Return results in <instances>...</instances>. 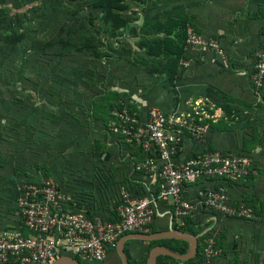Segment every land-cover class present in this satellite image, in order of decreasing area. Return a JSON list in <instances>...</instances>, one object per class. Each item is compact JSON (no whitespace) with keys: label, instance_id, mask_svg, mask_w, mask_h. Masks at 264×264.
Returning <instances> with one entry per match:
<instances>
[{"label":"rangeland","instance_id":"374dc122","mask_svg":"<svg viewBox=\"0 0 264 264\" xmlns=\"http://www.w3.org/2000/svg\"><path fill=\"white\" fill-rule=\"evenodd\" d=\"M54 1L58 4L46 3L41 6V0H14L11 5L0 6V163L4 164L0 170V181L4 183H18L27 179L23 171L26 161H33L37 158L35 153L43 151L23 135V129L54 136L66 130L61 112L63 109L53 105L55 100L50 87H55L56 83L59 87H67L66 83H69L71 91L65 94V98L74 100L75 88L87 101L107 85H96L97 78H101L103 73L89 49L81 52L70 48L61 52L63 56L59 55L56 38L60 32L74 43L79 42L80 35L93 37L92 41L101 56L109 51L112 56L102 59L103 63L108 64L105 66L111 74L108 80L114 87L138 88L140 96L134 95L131 100L136 101L135 106L146 105L145 100L153 96L154 102L168 106L169 111L194 107L196 103L200 106L201 103L210 104L212 109L211 105L216 103L214 96L207 95L198 100L200 97L190 94L192 96L183 103L184 91L199 82L194 77L198 75L200 66L206 63L202 58L208 60L211 57L210 61L219 64L223 72H245L247 75L255 53L264 42V33L260 32L261 25L264 26V0L257 1L258 10L253 12L249 11L247 0H178V3L149 0L146 4L124 0L127 23L119 28L106 22V13L94 6L96 0ZM67 9L72 12V21L64 20L61 21L62 25L58 24ZM186 13L194 25H187L185 38L174 33L172 37L184 44L185 52L192 58H182L177 63L178 69L182 67L184 71L171 80L169 70L174 65L175 55L162 52L151 57L146 52L153 40L164 36L163 31L157 29L158 20H165L169 14L177 16ZM59 28L64 30L58 32ZM201 41L213 45L205 50L198 44H191ZM114 50L123 57L116 59ZM50 61L53 62L51 65ZM187 72L192 75L188 76ZM149 77L155 80L157 86L152 84L145 89ZM214 90L220 102L229 103L233 95L231 91L226 88ZM252 97L255 108L264 103L262 99L259 102L254 95ZM206 113L214 115L210 111ZM21 122L26 125L20 127ZM40 136L36 135L33 141H42ZM87 137V132L73 135L71 140L76 147L74 145L72 151H80L77 145ZM48 143L50 140L45 139V146ZM45 169L49 177L47 181L55 183L50 170Z\"/></svg>","mask_w":264,"mask_h":264},{"label":"built area","instance_id":"2783aa9c","mask_svg":"<svg viewBox=\"0 0 264 264\" xmlns=\"http://www.w3.org/2000/svg\"><path fill=\"white\" fill-rule=\"evenodd\" d=\"M191 44L205 50L213 45ZM248 77L252 94L261 100L264 42L254 55ZM201 104L167 113L143 104L139 107L142 117L125 102L111 110L109 130L145 154L135 168L143 173L149 193L138 196L120 186L115 219L106 210L91 212L50 181L18 182L16 208L1 221H11L14 227L0 229V264H53L61 257L104 261L123 236L153 233L160 212L169 215L177 234L186 233L188 223L195 222L202 232L199 236H204L203 264H217L223 254L217 247L218 225L233 219L260 220L251 205L230 194L228 183L264 179V165L254 168L252 157L233 151L207 150L212 115L204 106L211 107ZM204 215L209 216L207 220L202 219ZM175 259L178 262L171 264L186 261Z\"/></svg>","mask_w":264,"mask_h":264},{"label":"trees","instance_id":"16d2710c","mask_svg":"<svg viewBox=\"0 0 264 264\" xmlns=\"http://www.w3.org/2000/svg\"><path fill=\"white\" fill-rule=\"evenodd\" d=\"M28 1L34 2V0ZM41 1V6H44L46 3H55L54 0ZM123 1L124 0H96L94 1V6L96 8H100L102 12L106 13V22L112 23L117 26L116 28H119L127 23V19L124 15L127 9L123 4ZM135 1L146 4L149 0ZM161 1L164 2L166 0ZM176 1L178 0H169L168 2L178 3ZM13 3L14 0H0V6L3 7ZM63 13L65 15H63L58 23L61 25V21H72L73 18L70 16V13H72L70 9H67ZM257 15L255 14V16ZM157 24V29L159 31H163L164 36L162 38L153 40V43L149 45V50L146 52V54L147 56L151 57L158 56L162 52L174 54L176 57L174 60V65L169 70L170 79L173 80L175 75H180L182 71H184V68L182 67L180 70L178 69L179 66L177 63L182 58L190 59L192 56L185 52L184 44L176 41L172 37V34L174 33L177 36H183L185 38L187 34V25H194V23L192 22V18L188 16V13H186L177 16H172L169 14L165 20H158ZM59 29L60 30L58 32L64 30V28ZM260 32L264 33L263 25H261ZM63 34H65V31ZM92 38L93 37H88L86 35H80L79 42L74 43L71 38L68 39V36L67 38L66 36L64 38L62 32H60L59 37L56 38L59 44V55L63 56V53L61 52L64 50L66 52L70 48H76L77 51L81 52L83 50L89 49L88 52L95 60V63L99 65L100 71L103 73L101 78H97L95 83L96 85L107 83L106 87L103 91H96L93 94V97H90L87 100L88 102L84 101L82 93H78L75 88H73L74 95L76 98H78V100L76 101L75 97L74 100H67L65 98L67 95L65 94L71 91L69 83H66V85H68L67 87H64V85L63 87H59L57 83L55 84V87H50V89L53 91L52 97H54L53 99L55 100L53 105L56 106V108L63 109L61 112L63 118H65L66 130L63 129L61 131L62 134L54 136L38 130L29 132L30 130L28 131L23 129V135L30 142L34 143L36 147H39L43 150L42 152L39 151L40 154L35 153L37 158H35L33 161H26L27 163L24 165L23 168L25 169L23 171L24 175L27 176V179L25 180L40 182L41 179L46 181L48 180L49 177L47 176V170L45 169L48 168L52 178L55 181L54 184L58 189L64 191L71 200H74L79 204L86 205L91 212L106 210L107 212L111 213L112 219H115L114 210L118 203L120 186L129 187L130 191L138 196H147L149 193L146 189V184L142 181L143 173L136 171L135 168L136 162L144 159L145 154L140 149H137L134 146L126 143L124 137L121 135H115L109 130V123L112 118L111 110L116 107L119 102H125L128 104L131 112L137 111L140 116L143 114V112L138 108V106L134 105L136 104V101L131 102L132 98H134V95L140 96V91L138 88H135L134 86H131L130 88L124 86L114 87V84L110 83L108 76L111 74L108 71L109 68L107 67L106 69L105 64L107 63H103L104 61H102V59L103 57L109 58L112 56V54H110L109 51H106V54L101 56V53L96 47V44H94L92 41ZM144 42L145 41H143V43ZM114 52V57L116 59L123 57L120 55V53H118V51L116 52L114 50ZM55 59L56 58H54V61ZM51 63L53 62L50 61L49 64L51 65ZM155 83V80L149 77V79L145 82V89H148V85L151 86L154 84L157 86ZM14 86L20 87V85ZM34 93H36L35 89ZM262 100L264 101V87L262 91ZM145 101H147L146 107L148 108L158 107L165 113L169 112L168 106L160 105L157 102H154L153 96H149ZM208 122L210 131H212L215 127V123H212L210 120ZM25 125V122H21L19 124L20 127H24ZM224 125L228 134L230 129L227 128V124L224 123ZM86 132L88 133V137L83 143H78L77 145L80 151H72L75 143L71 140V137L75 134ZM34 135H41L40 137L42 138V141H33V138L35 137ZM260 137L261 135L258 134L252 139L251 145H253L254 148L258 146H264V143L260 142ZM68 138L70 139L68 140ZM45 139L50 140V143H48L49 145L47 146H45ZM221 146L222 148H216L212 146V143H209V148H207V150H219L223 153L233 151L239 155L252 157L254 159V168H260L264 165L258 161V155L260 154L256 151V149L251 151L249 150V152H244L237 149H233L231 151V149L228 148V145L225 146L224 144ZM3 168L4 164L0 163V170ZM15 169L16 168L14 167V172L16 173ZM30 169L33 170V172L30 171ZM42 175L44 176L43 178ZM16 184L17 183H4L0 181V221H2L5 216L12 214L16 208ZM233 184L234 183L232 182L228 183V187L229 185L231 186ZM242 200L247 202L245 199ZM1 224H3V226H5V224H12L9 226V228L14 227V223H11V221L7 223L3 222ZM193 226H195V222L191 221L188 223L187 228H192ZM202 227L200 226V228ZM3 228L5 227H1L0 225V229ZM197 231L198 228L197 230H193V234H196ZM216 238L217 245H222L221 243H223L224 240L221 238V234L217 235ZM171 249H173V251H175L177 254H184L188 250V244L185 241H175V246H171ZM202 249L203 245H199L196 257L185 261L184 264H203V256L201 253ZM174 262L178 261L173 257L161 256L158 258L157 264H171ZM137 264L145 263L139 262Z\"/></svg>","mask_w":264,"mask_h":264},{"label":"crops","instance_id":"0c3cea01","mask_svg":"<svg viewBox=\"0 0 264 264\" xmlns=\"http://www.w3.org/2000/svg\"><path fill=\"white\" fill-rule=\"evenodd\" d=\"M257 1L258 0H247L250 12L258 10ZM210 58L211 57H208V60L202 58L206 63H203V65L200 66L198 75L194 77L199 82L196 85L188 86V91H184L185 98H183V103L187 101L186 99H189L190 96H192L190 94L200 97L198 100L207 95L210 97L214 96L217 101L215 100L216 103L211 105L212 109L209 111L211 114H214L210 121L215 123V127L212 131H209L206 140V148H209V143H212V146L216 148H222L221 145L224 144L225 146L228 145V148L231 149V151L237 149L249 152V150L256 149L260 154L258 155V161L261 164H264V146L254 148L253 145H251L252 139L258 134L261 135L260 142L264 143V103L262 104L263 106L259 105V107H254L248 72L247 75L245 72L240 73L241 75L239 73L230 74L223 72L219 64H216L213 61L211 62ZM187 75L191 76L192 73L187 72ZM217 88H226V90L233 93L232 98L229 99V103L223 104L222 101L220 102L217 93H213V90H216ZM208 105L210 106V104ZM224 123H227V128L230 129L228 134L225 130ZM196 146L197 145L194 144L192 145V148H196ZM228 190L234 197L247 200V202L256 210L260 220L246 221L233 219L220 223L218 228L224 242L221 243L222 245L220 246L217 245V247L223 251V254L218 259L217 263L264 264V179L252 178L247 182H239L231 186L229 185ZM208 217V215H204L202 219L206 218L207 220ZM1 223L2 222L0 221L1 227L9 228L10 226V224H5V226H3ZM204 228L205 227L203 226L201 229ZM193 230H197L196 225L192 228H188L185 234H191L197 237L198 251L199 245H203L204 247V236H199L201 232H198L199 230L196 234H193ZM165 231H173L170 217L169 215L160 212L156 218L154 232ZM175 241L185 240L159 239L149 241L145 239H130L125 242L124 251L129 260V264H137L139 262L147 264L149 252L153 246L163 245L173 251L171 246H175ZM187 244L188 250L184 255L188 254L190 250V243L187 242ZM79 262L80 264H124L117 248L109 251L108 257L104 261Z\"/></svg>","mask_w":264,"mask_h":264},{"label":"water","instance_id":"95a60500","mask_svg":"<svg viewBox=\"0 0 264 264\" xmlns=\"http://www.w3.org/2000/svg\"><path fill=\"white\" fill-rule=\"evenodd\" d=\"M130 239H145V240H159V239H180L185 240L190 243V250L186 255H179L175 252L169 250L163 245H156L150 249L149 257L147 259V264H157V259L159 256H168L174 257L181 260H190L196 256L197 253V237L191 234H177L174 231H165V232H153L150 234H141V233H133L123 236L117 244V249L123 259L124 264H129V260L126 257L124 251V245L127 240ZM54 264H80V262L71 257H63L54 262Z\"/></svg>","mask_w":264,"mask_h":264}]
</instances>
